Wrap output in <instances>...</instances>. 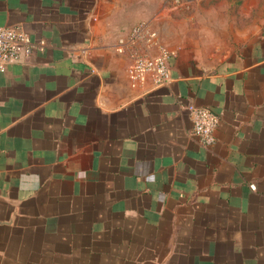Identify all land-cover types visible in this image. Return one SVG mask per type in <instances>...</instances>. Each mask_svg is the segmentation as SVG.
Wrapping results in <instances>:
<instances>
[{
  "label": "crops",
  "instance_id": "0c3cea01",
  "mask_svg": "<svg viewBox=\"0 0 264 264\" xmlns=\"http://www.w3.org/2000/svg\"><path fill=\"white\" fill-rule=\"evenodd\" d=\"M141 1L0 0L34 46L0 71V264H264V29L147 21L171 79L132 87Z\"/></svg>",
  "mask_w": 264,
  "mask_h": 264
},
{
  "label": "built area",
  "instance_id": "2783aa9c",
  "mask_svg": "<svg viewBox=\"0 0 264 264\" xmlns=\"http://www.w3.org/2000/svg\"><path fill=\"white\" fill-rule=\"evenodd\" d=\"M158 33L147 22L135 25L127 37L117 43V52H128L131 64L127 69V76L132 87L152 84L154 86L167 85L171 79L169 62L172 53L158 39ZM142 46H147L152 52H145ZM34 46L24 27L0 28V71L17 62L21 55L29 54ZM193 123V134L205 146L215 143V131L219 124V117L210 109L195 105L187 106Z\"/></svg>",
  "mask_w": 264,
  "mask_h": 264
},
{
  "label": "rangeland",
  "instance_id": "374dc122",
  "mask_svg": "<svg viewBox=\"0 0 264 264\" xmlns=\"http://www.w3.org/2000/svg\"><path fill=\"white\" fill-rule=\"evenodd\" d=\"M141 6L139 23L169 21L178 28L181 20L206 28L220 23L237 37H256L264 29V0H142Z\"/></svg>",
  "mask_w": 264,
  "mask_h": 264
}]
</instances>
